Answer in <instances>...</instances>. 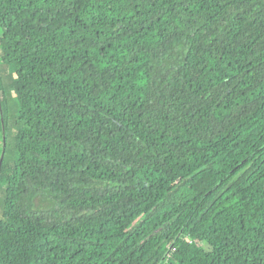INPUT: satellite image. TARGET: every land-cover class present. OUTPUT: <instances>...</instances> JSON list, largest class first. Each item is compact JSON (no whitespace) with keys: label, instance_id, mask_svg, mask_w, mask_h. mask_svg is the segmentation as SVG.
<instances>
[{"label":"trees","instance_id":"obj_1","mask_svg":"<svg viewBox=\"0 0 264 264\" xmlns=\"http://www.w3.org/2000/svg\"><path fill=\"white\" fill-rule=\"evenodd\" d=\"M0 34V264H264V0H0Z\"/></svg>","mask_w":264,"mask_h":264},{"label":"rangeland","instance_id":"obj_2","mask_svg":"<svg viewBox=\"0 0 264 264\" xmlns=\"http://www.w3.org/2000/svg\"><path fill=\"white\" fill-rule=\"evenodd\" d=\"M1 35V34H0ZM1 71L4 76V82L6 85L10 84V82L14 79V73L11 71V69L8 66H1ZM10 92V93H9ZM8 92L9 96V102H8V111H9V122H12L11 124H15L17 120V114H18V105L17 101L14 97V94L11 93V91ZM12 152L8 150L7 157H11ZM58 207L57 202H53L45 197H37L36 198V208L38 210L42 209H56Z\"/></svg>","mask_w":264,"mask_h":264},{"label":"water","instance_id":"obj_3","mask_svg":"<svg viewBox=\"0 0 264 264\" xmlns=\"http://www.w3.org/2000/svg\"><path fill=\"white\" fill-rule=\"evenodd\" d=\"M3 140H4V147H3V152H2V156L0 159V170H1V166L3 164V160H4V156H5V151H6V146H7V142H6V128L4 125V135H3ZM171 249V248H170Z\"/></svg>","mask_w":264,"mask_h":264}]
</instances>
